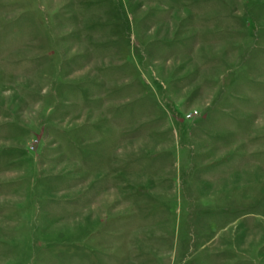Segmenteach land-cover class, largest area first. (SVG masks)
Listing matches in <instances>:
<instances>
[{
    "label": "rangeland",
    "instance_id": "1",
    "mask_svg": "<svg viewBox=\"0 0 264 264\" xmlns=\"http://www.w3.org/2000/svg\"><path fill=\"white\" fill-rule=\"evenodd\" d=\"M0 264H264V0H0Z\"/></svg>",
    "mask_w": 264,
    "mask_h": 264
}]
</instances>
